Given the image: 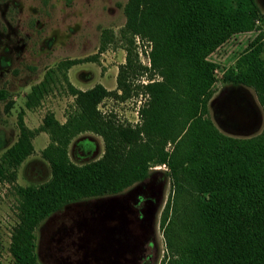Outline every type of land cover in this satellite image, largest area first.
<instances>
[{"label":"trees","instance_id":"obj_1","mask_svg":"<svg viewBox=\"0 0 264 264\" xmlns=\"http://www.w3.org/2000/svg\"><path fill=\"white\" fill-rule=\"evenodd\" d=\"M230 1L127 0L122 29L123 39L128 38L126 65L118 74L117 90L129 92L127 79L136 64L129 47L134 37L150 43V71L161 80L143 86L147 99L134 127L99 112L105 98H119L116 91L101 85L80 91L67 85L73 104L66 122L59 124L48 114L39 129L50 139L43 157L51 179L22 193L33 204L32 212L24 207L27 216L33 214L29 227L64 203L117 195L145 180L151 165H165L173 189L163 217H172L164 229L167 264H264V133L224 141L202 137L199 125L198 109L206 99L199 101L197 94H205L211 79L207 56L236 30L253 27L252 18L231 9ZM256 40L263 43L237 68L243 63L253 71L254 65L264 63L258 56L264 54V30ZM63 69L57 67L58 72ZM47 77L51 80V75ZM235 82L262 92L258 79L255 85L241 76ZM48 86L46 78L31 88L28 109L35 107ZM85 132L102 138L104 154L98 161L77 166L69 162L65 148ZM167 145L172 146L170 151ZM26 228L13 231L14 264H36Z\"/></svg>","mask_w":264,"mask_h":264},{"label":"rangeland","instance_id":"obj_2","mask_svg":"<svg viewBox=\"0 0 264 264\" xmlns=\"http://www.w3.org/2000/svg\"><path fill=\"white\" fill-rule=\"evenodd\" d=\"M126 2L0 0V264H14L10 253L11 237L13 231L22 229L23 225L30 232L36 264H56L51 255L54 259L60 255L78 258L76 234L59 244L51 241L49 235L60 229L54 236L59 239L65 234L61 226L75 228L73 220L82 209L124 195L140 183L117 195L64 203L32 227L28 226L33 214L27 216L24 207L32 212L33 204H28L22 193L29 188L42 187L51 179L50 165L43 157L50 139L39 129L48 114H52L59 124L66 122L73 104L67 85L80 91L96 85L116 91L119 98H105L98 110L120 124L134 127L139 123V108L147 99L143 86L161 80L150 71V43L134 37L129 47L130 57L136 56L132 59L136 64H132L133 72L127 79L129 92L124 95L117 90L118 74L126 65L124 46L128 38L122 37ZM230 2L231 9L245 12L252 18L253 27L249 31L236 30L221 47L207 56L206 60L212 65L211 79L205 94H197L199 101L206 99L198 109V117L204 130L202 137L240 141L264 133V63L254 65L253 71H248L243 63L237 68L238 62L240 64L242 59L254 53L259 43H263L256 39L264 30V0ZM258 56L264 62V54L260 52ZM137 65L143 70H137ZM60 66L66 69L58 72ZM47 75H51V80ZM238 76L246 77L253 85L258 79V88L262 92L235 82ZM46 78L49 85L46 93L35 107L28 109L26 96L33 86ZM86 144L90 145V150H86ZM171 148L167 145L165 149L170 151ZM65 153L69 162L77 166L98 161L104 154L103 140L91 132L80 133L69 141ZM149 177L160 180L161 201L152 220L157 250L153 251L152 262L147 264H167L169 252L164 229L172 217L164 220L163 217L168 202H172V182L165 165H151ZM58 247L65 250L57 254Z\"/></svg>","mask_w":264,"mask_h":264},{"label":"flooded vegetation","instance_id":"obj_3","mask_svg":"<svg viewBox=\"0 0 264 264\" xmlns=\"http://www.w3.org/2000/svg\"><path fill=\"white\" fill-rule=\"evenodd\" d=\"M86 150H90L86 144ZM88 153V151H87ZM160 180L149 177L116 198L101 201L77 213L74 226H61L63 235L54 239L59 230L49 236L56 244L76 234L78 258L51 255L56 264H147L152 262L157 247L153 238L152 220L160 203ZM93 207V208H92ZM75 229V231H74ZM56 240V241H55ZM65 249L58 247L56 253ZM154 252V253H155ZM75 255V256H76Z\"/></svg>","mask_w":264,"mask_h":264}]
</instances>
